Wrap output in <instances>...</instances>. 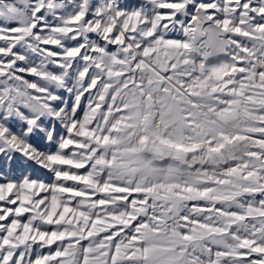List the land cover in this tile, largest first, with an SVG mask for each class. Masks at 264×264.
Returning a JSON list of instances; mask_svg holds the SVG:
<instances>
[{"label":"snow or ice","instance_id":"6c2138e0","mask_svg":"<svg viewBox=\"0 0 264 264\" xmlns=\"http://www.w3.org/2000/svg\"><path fill=\"white\" fill-rule=\"evenodd\" d=\"M0 264H264V0H0Z\"/></svg>","mask_w":264,"mask_h":264},{"label":"rangeland","instance_id":"374dc122","mask_svg":"<svg viewBox=\"0 0 264 264\" xmlns=\"http://www.w3.org/2000/svg\"><path fill=\"white\" fill-rule=\"evenodd\" d=\"M35 175L41 176L42 178H46V177H44L43 173H36Z\"/></svg>","mask_w":264,"mask_h":264}]
</instances>
